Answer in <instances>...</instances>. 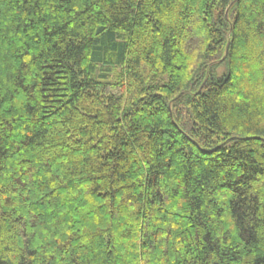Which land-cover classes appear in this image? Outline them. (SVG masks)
I'll return each mask as SVG.
<instances>
[{
	"label": "trees",
	"instance_id": "16d2710c",
	"mask_svg": "<svg viewBox=\"0 0 264 264\" xmlns=\"http://www.w3.org/2000/svg\"><path fill=\"white\" fill-rule=\"evenodd\" d=\"M0 264H264V0H0Z\"/></svg>",
	"mask_w": 264,
	"mask_h": 264
},
{
	"label": "water",
	"instance_id": "95a60500",
	"mask_svg": "<svg viewBox=\"0 0 264 264\" xmlns=\"http://www.w3.org/2000/svg\"><path fill=\"white\" fill-rule=\"evenodd\" d=\"M227 53H228V48H227V50H226V53H225V55H227Z\"/></svg>",
	"mask_w": 264,
	"mask_h": 264
}]
</instances>
